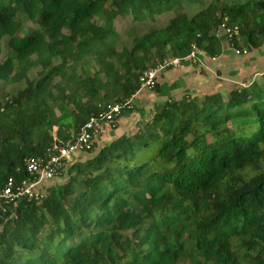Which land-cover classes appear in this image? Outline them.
<instances>
[{
    "label": "trees",
    "instance_id": "obj_1",
    "mask_svg": "<svg viewBox=\"0 0 264 264\" xmlns=\"http://www.w3.org/2000/svg\"><path fill=\"white\" fill-rule=\"evenodd\" d=\"M201 2L0 0L7 52L0 84L17 86L0 103V189L8 178L26 177L28 158L70 142L103 106L134 99L139 77L156 63L184 59L194 44L200 64L183 60L177 69H198L225 50L234 56L263 44L264 0L183 10ZM164 14L174 15L162 30H130L128 46L117 50L116 18L138 27ZM24 22L36 29L23 30ZM223 22L237 36L215 38ZM261 76L260 85L231 90L225 100L217 93L174 100L175 85L166 88L165 101L140 115L134 134L96 142L62 165L48 186L40 184L39 201L4 205L0 264H264ZM133 112L123 108L106 134Z\"/></svg>",
    "mask_w": 264,
    "mask_h": 264
},
{
    "label": "rangeland",
    "instance_id": "obj_2",
    "mask_svg": "<svg viewBox=\"0 0 264 264\" xmlns=\"http://www.w3.org/2000/svg\"><path fill=\"white\" fill-rule=\"evenodd\" d=\"M213 0H202L200 6L193 5L191 7H185L184 11L188 15L195 14L199 9L205 7ZM230 0H218L219 3L226 2ZM174 14H164L157 15L153 18L151 23H144L137 27L130 21L129 18H116L113 23V28L115 33L118 34L120 42L117 44V50H119L120 45L124 44L128 46L129 39L127 34L130 30H135L137 35L144 33L149 26L163 29L170 18ZM88 22L93 23L94 20L89 18ZM149 24V26H148ZM22 29L25 31H30L36 29L35 26L29 22L22 23ZM219 39H223L220 37ZM1 44V56L0 60L3 59L6 52V38L2 40ZM234 50H225L223 55L215 59L213 62L206 60L201 64L202 66L197 69V67H192L189 63H185L183 68L177 69L175 71H165L158 74L157 81L161 86V92L156 95L154 92H148L141 90L133 99V114L129 115L126 119H120L118 129L115 132L105 133L98 141L103 139V143L109 142L114 135L125 134V136H130L135 133V124L140 120V115L149 116L154 105L162 103L166 98V88L175 85V89L182 90L178 95L177 93H172V98L178 100L182 95H196L201 96L203 94H219L222 96L223 100L226 99L227 94L231 90L242 89L249 86L252 83L260 85L262 81V74L264 73V42L259 46L258 50H253L251 52L241 53L239 55H234ZM180 72V73H179ZM218 72V74H216ZM37 70H32L28 73V78L30 80L36 78ZM173 75V77H172ZM172 77V78H171ZM171 78V79H170ZM17 86H5L0 84V103L4 102L11 94L14 93ZM186 89V90H185ZM171 91V90H170ZM169 91V92H170ZM175 91V90H173ZM172 92V91H171ZM171 92L168 96H171ZM107 140V141H106ZM97 141V142H98ZM107 142V143H108ZM103 145V144H101ZM97 150V149H96ZM95 152V151H94ZM150 153H146L147 161L150 158ZM75 157H72L75 161ZM85 159V158H84ZM66 178H62L60 183L65 182ZM51 181L57 182L58 179H52ZM48 183H46L48 186ZM45 187V186H44Z\"/></svg>",
    "mask_w": 264,
    "mask_h": 264
},
{
    "label": "built area",
    "instance_id": "obj_3",
    "mask_svg": "<svg viewBox=\"0 0 264 264\" xmlns=\"http://www.w3.org/2000/svg\"><path fill=\"white\" fill-rule=\"evenodd\" d=\"M237 33L238 31L235 27L227 26L223 22L220 26V31L215 33L214 37L217 38L221 35L223 36V34L228 37L237 36ZM190 48L189 54L184 59H164L153 65L151 69L143 72L138 80L141 90L148 92L153 90L156 86V76L160 72L179 68L183 60L193 64L199 63L202 52L194 44ZM235 53V55H238L239 51H235ZM132 102L133 98H130L124 99L122 102L106 104L98 113L88 117L86 123L79 127L70 142L63 146L52 145L43 157L28 158L24 162L26 177L18 182L14 178H8L0 189V212H4V205L17 200L39 201L42 199L43 195L39 190L40 184L48 182L54 177L62 165L68 164L73 160L72 157L90 151L107 130L116 126V120L121 110L123 108L129 110Z\"/></svg>",
    "mask_w": 264,
    "mask_h": 264
},
{
    "label": "crops",
    "instance_id": "obj_4",
    "mask_svg": "<svg viewBox=\"0 0 264 264\" xmlns=\"http://www.w3.org/2000/svg\"><path fill=\"white\" fill-rule=\"evenodd\" d=\"M211 61L213 62L214 60H211ZM184 67H185V66H184ZM182 68H183V67L180 68V72H181V69H182ZM180 72H179V73H180ZM172 77H173V75H172ZM172 77H171V78H172ZM171 78H170V79H171ZM185 90H186V89H185ZM181 91H182V90H180V89H176L175 91H172V92H171V96H172V93H173V92H174V93H177V94L179 95V94L181 93ZM136 95H137V94H136ZM136 95H135V96H136ZM106 141H107V140H106ZM107 142H108V141H107ZM107 142H106V143H107ZM98 143H99V144H105V143H103V139H102V140L100 139V140L98 141Z\"/></svg>",
    "mask_w": 264,
    "mask_h": 264
}]
</instances>
